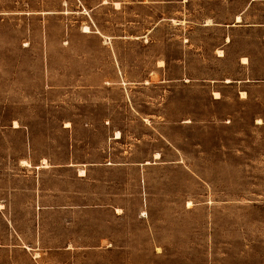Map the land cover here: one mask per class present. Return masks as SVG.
Returning a JSON list of instances; mask_svg holds the SVG:
<instances>
[{
  "label": "rangeland",
  "instance_id": "obj_1",
  "mask_svg": "<svg viewBox=\"0 0 264 264\" xmlns=\"http://www.w3.org/2000/svg\"><path fill=\"white\" fill-rule=\"evenodd\" d=\"M0 264H264V0H0Z\"/></svg>",
  "mask_w": 264,
  "mask_h": 264
},
{
  "label": "bare ground",
  "instance_id": "obj_2",
  "mask_svg": "<svg viewBox=\"0 0 264 264\" xmlns=\"http://www.w3.org/2000/svg\"><path fill=\"white\" fill-rule=\"evenodd\" d=\"M85 12H88L87 9L85 10ZM241 20H242V13H239V14L236 16V22H241ZM85 27L87 28L88 31L91 30L90 27H89L88 25H86ZM84 30H85V29H84ZM227 39L229 40V37H228ZM220 51H222V50H220ZM216 93H217V92H216ZM244 93H245V92H243V94H244ZM15 125L18 126V122H17V121H15ZM118 134H120V132H118ZM147 162H149V161H147ZM82 171L84 172V170H82Z\"/></svg>",
  "mask_w": 264,
  "mask_h": 264
}]
</instances>
